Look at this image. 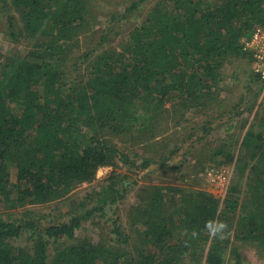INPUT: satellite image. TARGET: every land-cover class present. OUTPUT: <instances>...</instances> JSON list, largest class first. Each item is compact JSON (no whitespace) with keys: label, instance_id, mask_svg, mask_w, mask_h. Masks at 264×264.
Masks as SVG:
<instances>
[{"label":"trees","instance_id":"16d2710c","mask_svg":"<svg viewBox=\"0 0 264 264\" xmlns=\"http://www.w3.org/2000/svg\"><path fill=\"white\" fill-rule=\"evenodd\" d=\"M147 1L132 3L119 20ZM94 2L1 0L8 38L30 49L0 63V264H228L230 257L248 264L235 242L264 247L260 113L244 124L242 140L218 149L210 170L235 164L240 172L224 201L201 190L151 187L129 212L139 235L134 249L120 225L111 244L75 241L97 212L126 199L128 174L154 164L147 154L165 153L156 143L163 117L211 111L227 62L243 56L253 63L242 42L264 26V0H156L120 49L106 48L112 33L119 36L112 16L79 55ZM102 168L115 169L108 184L57 219L45 223L25 210L67 200ZM24 231L33 245H12Z\"/></svg>","mask_w":264,"mask_h":264},{"label":"rangeland","instance_id":"374dc122","mask_svg":"<svg viewBox=\"0 0 264 264\" xmlns=\"http://www.w3.org/2000/svg\"><path fill=\"white\" fill-rule=\"evenodd\" d=\"M155 1L148 0L140 4L141 7L138 8V11L130 13L128 19L121 21L119 18L122 17L125 9L138 0H95L91 6L94 17L91 24L93 25L92 32L83 38L80 47L76 48V52L79 55L84 53L86 44L99 36L98 33L105 29L109 23L108 19L112 16L117 17L116 33H119V36L112 33L113 40L106 45V48L120 49V45L127 42L128 33L146 18ZM3 15L0 0V63L8 56L17 53L24 55L30 49V45L25 41L20 43L10 41L5 31ZM94 42H98V39ZM222 76L223 81L217 90V99L211 111L190 112L184 116L178 115V112H170L163 117L156 143L159 144L160 149L164 147L166 157L172 155L171 160H162L165 157L163 152L156 155L147 154L148 157L154 159V164L145 171L128 174L130 177L127 179V183L130 184V188L126 199L114 205L108 204L104 212H97L90 222H85L83 228L77 232L75 242L88 239L111 244L112 240L117 238L112 233L114 225H120L122 230L132 237L128 245L129 248L136 247L139 235L134 228L131 229L129 212L137 202L138 196L151 187L171 186L201 190L221 202L224 201L226 194L218 184L211 182L208 171L217 168L220 158L217 156L218 149H222L223 145L230 141L237 144L242 140L247 131V128L243 129L244 124H248L247 127H249L256 119L257 113H260L262 118L264 117V80L254 73L250 59L243 56L232 57L225 65ZM207 127L208 130H211L207 131ZM139 151L143 153L141 149ZM236 152L238 156V147ZM227 169L230 186L231 182H236L239 179L240 172L237 173L235 164L229 165ZM116 170L125 173L121 166ZM114 171V168H102L94 183L81 186L67 200L27 207L25 210L33 211L38 217H45V223L51 219H57L58 216L71 210L74 207L73 204L78 205L83 202L88 194L103 189ZM11 173L13 181H15L16 170L12 169ZM241 201H243L242 195ZM22 212V210L14 211L12 217L20 216ZM235 243L239 247L238 250L241 252L244 262L264 264V247L258 244L256 246L250 243ZM11 244L17 248H30L33 242L29 233L24 231L20 237L11 240ZM50 255L51 257L55 255L53 247L50 248ZM228 264H237L236 258L230 257Z\"/></svg>","mask_w":264,"mask_h":264},{"label":"built area","instance_id":"2783aa9c","mask_svg":"<svg viewBox=\"0 0 264 264\" xmlns=\"http://www.w3.org/2000/svg\"><path fill=\"white\" fill-rule=\"evenodd\" d=\"M243 52L253 58L254 73L264 80V26L257 27L249 39L242 42ZM208 177L212 183L218 184L219 187L227 193L229 186V171H209Z\"/></svg>","mask_w":264,"mask_h":264}]
</instances>
